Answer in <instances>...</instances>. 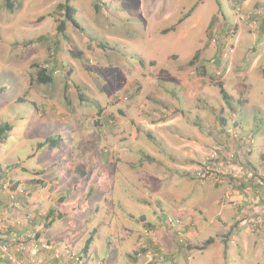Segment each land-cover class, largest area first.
Segmentation results:
<instances>
[{"label":"rangeland","instance_id":"rangeland-1","mask_svg":"<svg viewBox=\"0 0 264 264\" xmlns=\"http://www.w3.org/2000/svg\"><path fill=\"white\" fill-rule=\"evenodd\" d=\"M63 2L14 0L8 11L0 0V126L10 123L0 140V243L27 261L25 247L44 232L51 257L54 249L65 253L56 264H70L72 254L83 264H264V242L246 251L225 222L208 224L207 200L189 206L198 221L192 224L187 210L162 206L152 193L169 188L174 198L179 178L185 187L211 190L240 180L195 173L215 147L223 145L224 164L235 143L264 137V0H71L80 29L66 23L57 38ZM41 68L53 70L51 83L38 82ZM219 84L232 98L231 115ZM220 108L229 119L219 114L223 129L215 118ZM180 115L167 130L159 126ZM198 131L203 153L192 158V170L182 175L170 163L165 179L163 164L176 154L162 156V142L194 141ZM50 136L63 141L55 155L38 147ZM75 167L88 170L84 179ZM120 202L131 205L123 210ZM59 209L70 214L58 220L54 213L50 225L48 211ZM169 219L179 223L171 228ZM36 258L52 263L39 252ZM0 264L9 263L0 256Z\"/></svg>","mask_w":264,"mask_h":264},{"label":"crops","instance_id":"crops-1","mask_svg":"<svg viewBox=\"0 0 264 264\" xmlns=\"http://www.w3.org/2000/svg\"><path fill=\"white\" fill-rule=\"evenodd\" d=\"M226 112L227 110L223 108L221 116L228 119V116H226ZM176 119L182 120L183 117L181 115L170 116L169 118H166L164 122H160L159 126H162L163 129L167 130V124L170 122L174 123V120ZM213 122H215V118ZM223 128H226V126L222 127V129ZM199 135L200 131L195 133V135L192 134V136L194 137L191 139H194V141H189V139H186L185 142L181 141V139H179V141L173 142L161 141L162 144H164L163 146H165V149L167 150V153L162 156L168 157V154H176L175 158H168L167 162L163 164V175L165 179H167L168 177V174L170 172L169 169L172 168L168 165L170 163H173L174 169L178 170L182 175H186L192 170L191 167L193 168L194 165L191 161L192 158L198 156L200 152L203 153V151L200 149L201 145L203 144H201V141H199ZM243 140L244 141H238V143H235V146L231 145L234 151L235 149H238V151L236 150V162L233 163V161H225V163L222 164L221 171L222 173H228L230 179H232L231 176H233L235 178L241 179L242 181L243 178L247 177V182L244 183L242 181V183L240 180L236 179L233 180V183H231L229 186H227L226 182H224V185L221 187L219 184L223 181H220L217 184H214V186L212 185V188L214 190H211L207 188L202 189L199 187V185H193L190 187L186 185L187 187H185L184 179L179 178L178 181L180 183V186L175 190L176 196L174 198L170 196H168L167 198L166 195L168 193L172 194L169 188H165L164 191L156 190L152 193L155 195V200H158L159 204L162 206L171 208L174 211L179 212L180 214H183V212L187 210V214L189 216L186 218L190 219L192 224L198 221L196 220L194 215V208H189V206H194L195 203L199 204L200 198H203V201L207 200L208 202L205 206V212L208 215V224H210L212 227H215L220 223V221L225 222L227 224V229L229 231L230 237L236 238L237 241L239 240L241 242V245L245 243L246 245H244L243 248L248 251L253 248L252 244L264 242V193L260 191L256 184V177L258 173L264 170V137H261L260 141H255L252 136L247 135L246 138H243ZM188 146L191 147V152L186 149ZM187 152H189V154H187ZM150 156L153 158L152 162H155L154 155L150 154ZM121 157H123L121 159L123 166L126 164H130L129 157H126L125 154H122ZM172 159L178 160L179 163L171 162ZM160 160L161 162H163L162 158ZM123 166H121V172H123V176H120L124 185L126 186L127 182L123 179L126 169H124ZM127 174H130V172H127ZM171 176L176 175L171 174ZM171 176L169 175V177ZM112 178L113 180L116 179L114 175ZM166 181L167 180H165V182ZM221 193L224 194V197L222 196V201H220L219 198V195ZM191 202L192 204H190ZM2 203L5 202L0 196V206L2 205ZM120 204L123 210L128 209V207L131 205V203L129 205H126L121 202ZM3 213L5 214L6 212ZM54 221H51L50 225H52ZM11 225H13V223H11ZM3 227L6 228V226L4 225ZM42 234H44V232H42L41 236H39L40 238L38 239V242L40 243L49 240L43 238ZM71 240V232H67V254L68 251L73 248V243H71ZM31 249L32 246L31 248L25 247V250H29L30 253H32ZM89 251L90 249H88V254ZM38 252L40 256L45 257V259L47 258V260H49L53 264H56L51 257L52 255L50 251L41 249L39 247ZM87 253L85 255H87ZM63 261L64 260L61 259L60 262L62 263ZM118 263L119 262L117 261V264Z\"/></svg>","mask_w":264,"mask_h":264},{"label":"trees","instance_id":"trees-1","mask_svg":"<svg viewBox=\"0 0 264 264\" xmlns=\"http://www.w3.org/2000/svg\"><path fill=\"white\" fill-rule=\"evenodd\" d=\"M3 6L5 9H7L8 11H12V9L14 8V0H3ZM59 9L62 11L63 13V19L57 24L56 26V32H57V35L56 37H61L64 35V32H65V28H66V23H69L70 25H72L74 28H77V29H80V25L79 23L76 21V19L74 18V8L72 7L71 5V0H64V2L62 4H60L59 6ZM210 24H212V21L210 22ZM72 54L74 55V53L72 52ZM197 56V54L193 57L195 58ZM193 60V59H192ZM192 60L188 61L187 64L189 65H192ZM141 65H142V61H140ZM52 78H53V70H46L45 68H41L39 70V72H37V80L39 83H42V84H49L52 82ZM218 91H219V94H220V97L224 103V105L226 106L228 112L231 114V112H233V107L231 105V96L225 91V89L222 87L221 84L218 85ZM66 93V86H64V94ZM213 113L215 114L216 111L213 110ZM219 114H222V109L218 111V114L216 113L215 114V118H216V121H218L219 125L222 126V127H225V119H223L222 117L219 116ZM195 125L199 128H201V124L200 122L198 123H195ZM10 129V123H4L0 126V140L2 138H5L6 137V132ZM221 132V131H220ZM146 136L148 139H153L152 135L150 133H146ZM61 140V139H60ZM59 138L55 137V136H50V137H47L43 143H40L38 145V147H41L43 145H46L48 147V149L51 151V154L52 155H55L58 150H59V147L60 145L62 144L63 141H60ZM225 146V145H224ZM223 145H220L218 147H215V151L217 152L218 154V157L215 159V160H212L211 162H209V170H204L203 171V174L205 175L203 178H199L196 176L195 174V178L197 179H204L206 176L208 177H214V178H217L220 179V177L218 176V174H220L219 172H221V169H222V164H218V160L221 159V149H222ZM234 151V150H233ZM230 152L226 155H223L224 159H226V161H232V160H236V158H234L237 154ZM233 156V158H230V156ZM144 157V156H143ZM96 158V157H95ZM145 159L148 160V161H152V159H150L149 157L145 156ZM231 159V160H230ZM75 172L79 175V177L81 179H84L86 177V175L88 174V170H83L81 169L80 167H75ZM264 172V170L262 171ZM262 172H259L258 175ZM222 173V172H221ZM228 174V173H227ZM257 175V177H258ZM256 177V178H257ZM216 180V181H217ZM246 180V181H245ZM241 181V179H240ZM242 181L245 183L248 181V178L245 177L242 179ZM241 181V182H242ZM242 182V183H243ZM98 186L99 185H104L107 183V179L106 181H101L100 183L97 182ZM97 187H92V191H95ZM101 188V187H100ZM108 189L105 187L104 188V192H107ZM62 203V201H61ZM55 213V214H54ZM55 215V219H62L64 218L65 216H67V214H70L69 212H67V210H63V209H59L57 211H49V213H47L46 215V218H47V222L48 223H51V215ZM176 219L172 220V221H175ZM167 226L171 227L172 224L170 222L167 221ZM172 228V227H171ZM91 240H92V237H89L86 241H85V244L83 246V249H82V253L83 254H86L88 252V249H89V246H90V243H91ZM213 242V239H208L205 241L204 243V246L203 247H199L198 250H205L206 247L208 246V244H211ZM224 243V248L226 249V241L224 240L223 241ZM64 260V259H63ZM54 263H56L58 260L57 259H53ZM64 262V261H63ZM69 263L70 262V259L68 261Z\"/></svg>","mask_w":264,"mask_h":264},{"label":"built area","instance_id":"built-area-1","mask_svg":"<svg viewBox=\"0 0 264 264\" xmlns=\"http://www.w3.org/2000/svg\"><path fill=\"white\" fill-rule=\"evenodd\" d=\"M217 157H218V154H217V152L215 150L210 151L208 153L207 157L204 158V160L201 162L200 166L196 170V173H195L196 176L199 177V178H203L205 176L203 174V171L204 170L208 171L209 170V162H211L212 160H215ZM230 158H233V156L231 155ZM256 184H257V187L260 189V191L264 193V172H262V173H260L258 175V177L256 178ZM168 222H170L172 225H175V224L179 223L178 220L172 221V219H169ZM25 237L33 239L34 235L33 234H26ZM16 238H17L16 235L13 234V239L12 240H14V239L16 240ZM39 243L35 244L33 246V248L31 249L32 257H30L27 261L22 260V259H16L13 256H11L10 253H9V247L6 244H2V243H0V256L2 258H5L8 261L9 264H45V263H42L41 261H39L36 258V254L38 253L39 247L41 249L50 250V246H48V244H46V243H40V244ZM61 253H62L61 250L54 249L53 250V258L52 259L55 258V259L58 260L59 258L64 257L65 253H62V256H61ZM69 259H70V262H71L70 264H83V259H82L81 256H78V255L75 256V255L72 254V255H69ZM47 264H49V263H47Z\"/></svg>","mask_w":264,"mask_h":264}]
</instances>
